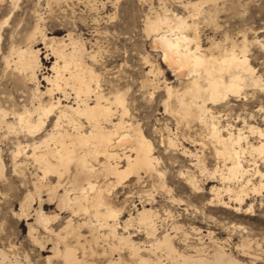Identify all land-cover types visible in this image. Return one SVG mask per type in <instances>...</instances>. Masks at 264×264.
<instances>
[{
    "label": "bare ground",
    "instance_id": "bare-ground-1",
    "mask_svg": "<svg viewBox=\"0 0 264 264\" xmlns=\"http://www.w3.org/2000/svg\"><path fill=\"white\" fill-rule=\"evenodd\" d=\"M55 1L58 4L59 0ZM209 1L181 0L179 3L182 4L185 14L168 9H164L163 13L146 12L143 32L151 41V47L162 52L164 63L179 84V87H175L164 79L165 97L161 101L162 108L175 117L177 125L184 123L191 127L192 124H198L213 145L212 152L214 151L217 164L211 170L205 164V157L198 154V150L192 151L181 145L183 152L188 154H186L187 157L190 156L195 160L191 164L201 175L207 173L210 178L220 181V186H211L209 191L211 197L207 203L211 205L217 202L218 205L225 207L229 205V202H233L234 209L239 211L242 210L249 192L260 193L264 188V173L257 165L258 159L264 160V129L247 123L246 118H243L241 127L228 121L223 124L222 120L227 118L221 112L227 107L229 100L236 98L235 101H239L238 98L247 90L259 92L264 88V83L261 74L257 73L249 61L248 40L245 36L239 43L233 40L227 41L228 34L224 35L222 41L218 38V41H212L208 46L201 43L197 26L200 22L197 23L196 19H211L220 8L214 4L212 8L203 9V5ZM17 2L18 0H0V13H3L8 6L14 9ZM48 3L49 0H47V6H49ZM99 4L102 7L106 5L104 1H100ZM154 10L157 11V9ZM10 15L11 13L9 17ZM7 18L0 23V30L8 21ZM43 26H45L43 16L39 13L35 14L32 30L22 39L23 41L12 42L9 53L15 69L21 74H27L36 82L32 95L36 105L32 102L31 108L24 107L19 112H17L18 108H15L16 111L11 113L0 107V124L6 127L7 132H15L16 128L20 127L28 134L37 135L45 129L51 117L55 116L47 134L36 143L19 144L13 151V156L18 157L26 146H30L32 152L29 156L41 168L43 175L41 178L51 176L56 178L55 183L42 181L34 183L32 191L28 190L20 202V214L26 217L27 235L30 241L38 245L40 252L45 251L50 245L51 254L45 257V263L57 264L56 262L60 260L62 264H96L88 260L89 257L86 259L85 253L94 255L97 251L92 244L98 246L101 241H105L108 248L105 245L102 255L107 253V249L110 253L105 264H249L231 252H227L222 244H217L218 240L212 241L215 244L213 243L214 247L211 251L207 250L205 244L192 245L190 248L194 253L179 251L174 245V236H171L169 232L158 235V222L162 220L152 207L142 205L135 215L129 214L127 218L121 220L122 208L115 206L111 192L129 178H135L134 182L140 185L144 181L143 175L144 177L159 176L160 182H153L152 189L167 188L165 181H161L163 172L158 170L160 158L154 154V146L143 133L140 124L131 120L126 97L128 89H114L104 93L100 72L93 67L100 58L97 59L96 52L88 51L85 39L82 40L79 34L78 36L72 31L62 36L49 35ZM199 27L202 26L199 25ZM37 41L43 44L45 50L49 52L48 55L54 59L51 65L52 75L44 76L47 82L44 90H39L37 85L36 71L41 63L40 50L35 47ZM22 42L25 46L24 44L20 46ZM85 58L91 61V65ZM144 59L149 66L146 72L148 79L146 78L145 83L148 82V85H151L152 91L149 95L152 96L158 88L159 76L163 77V71L156 63L150 61L148 55ZM8 61L9 59L6 58V62ZM58 93L61 96H58ZM55 94L57 97H54ZM44 96L49 98L45 101ZM8 114H12L15 122L6 120ZM86 125L89 127L88 130L85 129ZM173 137L167 136V142L169 147L174 148L177 142ZM252 137H256L254 142L250 141ZM15 138L17 136L13 140ZM256 156L258 158H255ZM2 171L3 165L0 158V172ZM253 175L260 178L258 184L253 183L250 178ZM186 181L191 189L199 190L200 183L196 175L187 174ZM44 188L46 198L41 195ZM45 202H54L59 211L69 212L70 216L65 219L59 230L53 229L50 224L60 218V213H47L43 208ZM252 208L250 204L243 211L248 212ZM166 213L168 215L170 212L166 211ZM81 215H84L83 221L74 222L73 217L79 218ZM84 226L89 228L90 240L81 231ZM39 228L46 235L39 237ZM179 228L180 225L176 223L172 226L174 230ZM119 229L123 232H119ZM131 229L137 232L142 231L147 240L141 243L134 241L132 237L135 234H132ZM207 236L212 240L210 231ZM66 237H72L74 243L67 241ZM89 241L91 243L87 248L85 243ZM250 248L251 244L241 242L236 245L235 250L243 256L253 257L252 260L257 259L259 254L251 252ZM80 251L81 255H78ZM123 251L129 253L127 254L130 255L129 258H132L131 263L122 256ZM115 252L117 257H113ZM56 259L58 260L55 262ZM0 264L36 263L32 262L27 254L23 257L17 254L9 257L6 251H0Z\"/></svg>",
    "mask_w": 264,
    "mask_h": 264
},
{
    "label": "rangeland",
    "instance_id": "rangeland-1",
    "mask_svg": "<svg viewBox=\"0 0 264 264\" xmlns=\"http://www.w3.org/2000/svg\"><path fill=\"white\" fill-rule=\"evenodd\" d=\"M52 1L54 2L55 0H49V6H47V0H40L39 2L38 0H18L16 8L11 9L8 6L3 13H0V23L8 17V21L5 22L4 26L2 25L3 27L0 30V107L11 113L16 111L17 108V112L22 111L24 107L31 108L32 102L33 105H36V100L32 97L36 82L31 80L27 74H21L15 69L13 62L9 58L11 43L23 41L22 39L29 34L35 23V14L39 13L43 16V24L45 25L43 27L49 35L62 36L68 31L79 34L80 36H78L82 40L85 39L88 51L96 52L98 55L97 59L100 58L93 64V67L97 72H100L101 86L104 93L114 89H128L126 97L131 120L140 124L143 133L152 142L154 154L160 158L158 170L163 172L161 181H165L167 185L165 189L154 190V188L152 189V184L153 182H160L159 176L144 177L145 175H143L144 181L140 185L134 182L135 178H129L116 189L114 188L111 192L113 203L115 206L122 208L123 217H121V220L127 218L129 214L135 215L137 209H140L142 205L152 207L158 212L162 220L158 222V235L169 232L171 236H174L173 242L179 251L194 253L190 247L200 244H205L207 250L211 251L215 244L212 241L218 240L216 241L217 244H222L227 252H231L241 260L249 264L252 262L264 264V188L260 192L261 194L249 192L242 210L239 211L234 209L235 204L233 202H229L230 207L229 205L220 206L217 202L211 205L207 203L211 197L209 193L211 186H220V181L210 178L207 173L201 175L191 164L195 160L190 156L187 157L188 154L184 153L182 148L186 147L192 151L198 150V154L203 158L205 157V164L211 170L217 164L216 157L213 154L214 151L212 152L213 145L205 137L203 128H200L198 124H192L191 127L186 126L184 123L177 125L175 117L165 112L161 105V101L165 97L164 79L175 87H179V84L164 63L162 52L158 49H153L150 45L151 41L144 35L143 20L147 13H163L164 9L185 14L182 4L179 3L181 0H111V2L110 0L108 2L107 0H59L58 4L61 2L60 6L56 4V1L54 2L56 5ZM100 1H104L106 5L102 7L99 4ZM206 4L203 5L205 10L215 5L220 8L211 19H196L197 23L200 22L197 26L201 43L204 46H208L212 41H218V38L222 41L224 35L227 34L229 38L227 41L233 40L239 43L242 37L245 36L248 40L247 55L249 61L257 73L261 74L264 83V0H210ZM226 7L230 10L226 9ZM154 9H157V11ZM8 12L11 13L10 17ZM199 25L202 27H199ZM234 34L236 35L234 36ZM214 37L216 38L214 39ZM23 44L25 46L24 42L20 46H23ZM35 47L39 48L41 59L40 68L36 71L37 85L39 90H44L47 86L44 76L52 75L51 65L54 59L51 55H48L49 52L45 50L40 41H37ZM146 55H148L150 61L156 63L162 69L164 77L159 76L158 90L156 89L152 96L149 95V92L152 91L151 85H148V82L145 83L148 79L146 72L149 70V66L144 59ZM6 58L9 59L8 62H6ZM85 60L91 65L90 60L86 58ZM31 81L32 83H30ZM252 91H245V94L238 98L239 101H235L236 98L229 100V106L227 105L224 108L225 112H221L227 118V120H222L223 124L228 121L237 127H241L243 118H246L245 121L247 123L258 125L264 129V88L259 90V92L258 90ZM58 96H61V94L58 93ZM54 97H57V94ZM48 98V96L43 97L45 101ZM11 115L8 114L6 120L15 122ZM224 115L223 117H225ZM54 119L55 116L51 117L45 129L37 135L28 134L24 129L21 130L20 127L16 128V133L14 131L7 132L6 127L2 123L0 124L2 126L0 127V131L2 128L0 132V158L3 165V171L0 172V251H6L9 257L16 256V254L19 257H23L24 254H27L31 261L36 264H46L44 259L51 254L49 252L50 245L45 251L40 252L38 245L36 246L30 241L27 235L26 217L20 214V202L28 190L32 191L34 183H39L40 181L43 183H55L56 178L53 176L41 178V176L43 177L41 168L29 156L30 152H32L30 146H26L27 148L25 147V150H22L24 153H19L18 157L13 156V151L19 144L30 145L33 142L36 143L42 136L47 134ZM85 129H89L88 125H86ZM4 133L5 135H3ZM15 135L17 136L15 138L16 141L15 139L13 140L16 137ZM167 136H174L173 138L176 139L178 146L169 147ZM186 136L190 138L184 139ZM181 137L183 138L181 139ZM255 140L256 137L250 138L251 142ZM179 141L181 144H178ZM192 141L195 142L193 143ZM255 158L258 157L256 156ZM263 162L264 160L262 159L257 160V165L262 173H264ZM187 174L197 176L200 183L199 190L191 189L186 181ZM250 178L256 184L260 180L257 175L250 176ZM42 191H44L41 192L42 197L46 198V189L44 188ZM147 191L152 194H148ZM258 194L259 196H257ZM224 198L225 201L228 200L226 196ZM250 204L253 206L252 210L243 211ZM43 208L47 213H60V218L50 224L55 230H59L63 226L65 219L70 216L66 210L59 211L54 202H45ZM166 211L170 213L167 215ZM83 217L84 215L79 216V218L73 217L74 222H82ZM175 223L180 225L177 230L172 229ZM81 231L90 240L89 228L84 226ZM118 231L123 232L121 229ZM209 231L211 232L212 240L207 236ZM131 232L135 234L132 237L134 241L141 243L147 240L142 231L137 232L131 229ZM38 233L39 237L45 234L41 228L38 229ZM185 234L188 236L186 237ZM62 235L64 236V233ZM65 239L74 243L72 237H66ZM253 241L255 242L252 245ZM241 242L251 244V252L254 251L255 254L256 252L257 255L259 254L258 256L256 255L257 259L252 260L253 257L243 256L235 250L236 245ZM90 243L91 241L85 243L87 248ZM105 245V241H101L98 246L92 244V247L97 252L94 255L86 252V259L89 257L88 260L90 259L96 264H105V260H108L107 257H110L108 249L107 253L102 255V250L107 246ZM257 246L260 247L257 249ZM127 253V251H123L122 256L127 262L131 263L132 258H129L130 255ZM116 254V252L113 253V257H117ZM78 255H81V251ZM57 260L54 261L56 262ZM60 262L58 260L56 263L62 264Z\"/></svg>",
    "mask_w": 264,
    "mask_h": 264
}]
</instances>
